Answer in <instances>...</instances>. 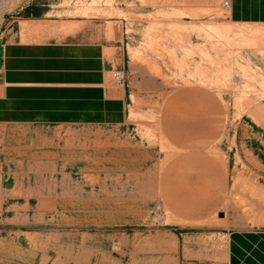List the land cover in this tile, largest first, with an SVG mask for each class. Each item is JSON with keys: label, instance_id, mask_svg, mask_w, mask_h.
Masks as SVG:
<instances>
[{"label": "rangeland", "instance_id": "obj_1", "mask_svg": "<svg viewBox=\"0 0 264 264\" xmlns=\"http://www.w3.org/2000/svg\"><path fill=\"white\" fill-rule=\"evenodd\" d=\"M209 1L0 0V50L21 20L101 41L127 94L120 126L0 125V264H226L264 228V25Z\"/></svg>", "mask_w": 264, "mask_h": 264}, {"label": "crops", "instance_id": "obj_2", "mask_svg": "<svg viewBox=\"0 0 264 264\" xmlns=\"http://www.w3.org/2000/svg\"><path fill=\"white\" fill-rule=\"evenodd\" d=\"M229 17L234 24L264 25V0H232ZM21 21L20 26L38 22ZM16 27L5 29L0 50V125L96 127L126 122L127 94L110 84L109 74L116 67L106 57V44L73 38L22 41ZM226 264H264V228L227 230Z\"/></svg>", "mask_w": 264, "mask_h": 264}, {"label": "bare ground", "instance_id": "obj_3", "mask_svg": "<svg viewBox=\"0 0 264 264\" xmlns=\"http://www.w3.org/2000/svg\"><path fill=\"white\" fill-rule=\"evenodd\" d=\"M217 1L218 0H210L209 1L210 9L211 8L214 9L215 4L217 3ZM220 13H221V11L220 12L218 11L217 13H215V15L219 16ZM221 15H222V13H221ZM58 31L59 30H56V29L48 30V28L44 27L42 24L41 25L40 24L31 25L29 23H22V25H21V35H22L23 40H28L27 38H33V37H43L46 34H51V35L55 34L56 35V33ZM60 31H62L64 33V35H69V34H74L76 30L74 28H72L71 26H68V27L66 26V27L61 28ZM211 49L215 53V57L218 60H224V58H223L224 52H223V48H222L221 45H219V44L212 45ZM107 52H108V49H106V53ZM129 53L131 55H133L135 52H133L130 49ZM255 193L257 194L258 192H255ZM259 197H263V199H264V195L263 196H259ZM260 204L261 203H259L258 205H254L255 207L251 208V212H250V214L248 216L251 217V219L253 221H255L256 223H258L260 225H264V208H261ZM249 205H251V202H250ZM262 207H264V205ZM248 211H249V209H248ZM246 214H248V213H246Z\"/></svg>", "mask_w": 264, "mask_h": 264}, {"label": "built area", "instance_id": "obj_4", "mask_svg": "<svg viewBox=\"0 0 264 264\" xmlns=\"http://www.w3.org/2000/svg\"><path fill=\"white\" fill-rule=\"evenodd\" d=\"M221 6L225 11H230L232 8V0H221ZM112 77L117 85L125 82V72L123 69L114 70Z\"/></svg>", "mask_w": 264, "mask_h": 264}, {"label": "water", "instance_id": "obj_5", "mask_svg": "<svg viewBox=\"0 0 264 264\" xmlns=\"http://www.w3.org/2000/svg\"><path fill=\"white\" fill-rule=\"evenodd\" d=\"M219 217L223 218L224 217V213H219Z\"/></svg>", "mask_w": 264, "mask_h": 264}]
</instances>
